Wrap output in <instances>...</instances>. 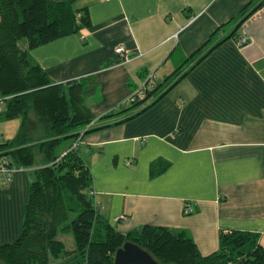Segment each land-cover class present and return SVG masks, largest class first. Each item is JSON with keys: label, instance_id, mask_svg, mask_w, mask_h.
I'll list each match as a JSON object with an SVG mask.
<instances>
[{"label": "crops", "instance_id": "crops-1", "mask_svg": "<svg viewBox=\"0 0 264 264\" xmlns=\"http://www.w3.org/2000/svg\"><path fill=\"white\" fill-rule=\"evenodd\" d=\"M261 1L76 0L89 26L29 52L56 84L98 83L79 149L98 208L117 230H183L205 256L224 232L256 233L264 246V7L215 46ZM243 33L249 44L239 48ZM121 46L128 61L116 52ZM203 46L206 56L187 63ZM151 72L152 99L121 105ZM3 106L0 145L21 125L1 118ZM33 180L34 167L7 187L0 177V244L20 236Z\"/></svg>", "mask_w": 264, "mask_h": 264}, {"label": "trees", "instance_id": "trees-1", "mask_svg": "<svg viewBox=\"0 0 264 264\" xmlns=\"http://www.w3.org/2000/svg\"><path fill=\"white\" fill-rule=\"evenodd\" d=\"M263 7L264 0L250 12L244 8L234 19L235 31L215 46L233 38ZM88 26L89 16L76 0H0L1 118L21 119L17 135L0 148L15 165L34 167L22 232L13 242L0 244V264H115V253L126 241L161 264H264V246L253 232L221 233L219 249L205 256L183 230L147 224L125 233L100 212L79 145L58 152L67 139L80 143L82 128L91 131L89 99L98 83L90 77L56 84L29 57L31 50ZM204 49L187 63L201 61L208 53ZM156 90L149 88L146 101L128 105L145 104Z\"/></svg>", "mask_w": 264, "mask_h": 264}, {"label": "built area", "instance_id": "built-area-1", "mask_svg": "<svg viewBox=\"0 0 264 264\" xmlns=\"http://www.w3.org/2000/svg\"><path fill=\"white\" fill-rule=\"evenodd\" d=\"M236 44L239 48L246 47L249 44V39L245 33H243L236 40ZM116 52L120 54L126 61L129 60V57L125 53V50L122 46L117 48ZM156 86H157V73L151 72L146 77L144 84L141 87L137 88L126 100L122 102L121 105H128L136 102L146 101V96H147L146 90H148L149 88L153 89ZM0 104L2 106L4 105V100L2 98H0ZM2 141H4V135L0 130V143ZM78 145H79V140L73 145V147H77ZM21 169H25V168L15 165L13 163L11 156L8 154L7 150L0 148V177L2 178L3 185L6 187L9 186L12 181L13 175ZM92 194H95V192L93 191ZM185 212L186 213L193 212V209L189 204L186 205ZM123 218L125 217L124 216L116 217L115 221L119 222Z\"/></svg>", "mask_w": 264, "mask_h": 264}, {"label": "water", "instance_id": "water-1", "mask_svg": "<svg viewBox=\"0 0 264 264\" xmlns=\"http://www.w3.org/2000/svg\"><path fill=\"white\" fill-rule=\"evenodd\" d=\"M115 264H161L147 250L126 241L115 253Z\"/></svg>", "mask_w": 264, "mask_h": 264}, {"label": "rangeland", "instance_id": "rangeland-1", "mask_svg": "<svg viewBox=\"0 0 264 264\" xmlns=\"http://www.w3.org/2000/svg\"><path fill=\"white\" fill-rule=\"evenodd\" d=\"M76 143L75 138H70L67 139L66 141L63 142V144L61 145V147L58 149L59 153H62L64 150L68 149L69 147H73V145ZM231 264H239L237 262H233Z\"/></svg>", "mask_w": 264, "mask_h": 264}]
</instances>
